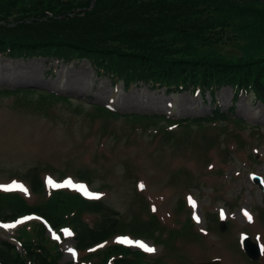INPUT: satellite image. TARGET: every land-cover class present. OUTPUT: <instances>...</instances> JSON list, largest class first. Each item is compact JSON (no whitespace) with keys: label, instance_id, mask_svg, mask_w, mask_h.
I'll return each instance as SVG.
<instances>
[{"label":"rangeland","instance_id":"374dc122","mask_svg":"<svg viewBox=\"0 0 264 264\" xmlns=\"http://www.w3.org/2000/svg\"><path fill=\"white\" fill-rule=\"evenodd\" d=\"M229 28L201 51L215 49L234 60L264 54L263 37L256 47L253 35L232 37ZM0 90V186L18 183L28 190L0 187V195L43 206L65 235L58 264L77 258L75 239L66 235L76 208L85 209L80 218L90 225L98 217L114 225L113 238L98 250L131 240L154 247L157 251L146 256L157 264H264V102L252 94L234 100L231 87L215 97L145 83L127 88L99 77L86 61L3 56ZM216 109L230 121L202 120ZM36 174L42 184L34 190ZM49 179L67 186H51ZM82 201L99 202L101 213L89 214L88 206L79 207ZM11 211L0 196V242L17 238L23 225L43 222L33 215L12 223L5 218ZM154 215L168 230H177L173 246ZM11 224L16 226L4 227ZM46 235L58 243L56 231ZM243 235L262 247L258 261L243 252ZM163 242H170V254Z\"/></svg>","mask_w":264,"mask_h":264},{"label":"trees","instance_id":"16d2710c","mask_svg":"<svg viewBox=\"0 0 264 264\" xmlns=\"http://www.w3.org/2000/svg\"><path fill=\"white\" fill-rule=\"evenodd\" d=\"M226 27H231L228 33L232 37L239 32L253 35L258 47V38H264V0H0L3 56L85 60L101 76L127 86L146 83L168 91L193 88L214 95L231 87L236 99L252 94L264 102V54L234 60L213 52L215 49L201 51ZM214 115L206 120L223 122L231 118L220 111ZM35 176L34 190L42 184ZM0 196L13 210L6 219L37 213L58 228L41 211L43 206L31 205L18 196L11 199V194ZM98 204L82 201L79 207L88 206V213L98 216ZM84 210L76 208L70 220L79 262L67 264H157L121 243L98 250L113 238L114 225L103 217L90 225L80 218ZM155 220L160 232H167L154 216ZM46 233L44 225L28 224L18 230L20 248L11 239L2 240L0 264H58L63 250L57 249L61 245L51 242ZM163 243L166 249L171 247L170 242ZM48 245L52 247L48 249Z\"/></svg>","mask_w":264,"mask_h":264},{"label":"snow or ice","instance_id":"6c2138e0","mask_svg":"<svg viewBox=\"0 0 264 264\" xmlns=\"http://www.w3.org/2000/svg\"><path fill=\"white\" fill-rule=\"evenodd\" d=\"M48 183L51 185V186H54V187H64V186H67V185H55L53 184V182L51 181V179H49ZM71 182H69L70 184ZM0 187H3V189L5 191H11V190H15V189H18L20 191H24V192H27V188L23 185V184H18V183H13L12 185H8V186H0ZM78 187L79 189H82L84 191H87L86 189H84V186L83 185H79V186H76ZM141 188H143V185L140 186ZM93 198H99V195H95ZM191 199V198H190ZM194 203V202H193ZM245 215L247 216V218L249 220L252 219V217L250 215H248L247 213H245ZM198 219V218H197ZM16 225L15 224H11V225H4V227L6 228H13L15 227ZM66 235L68 236H71L72 233L69 231V232H66ZM57 239H59V237H56ZM121 243H129V244H134L136 247L138 248H141L143 249L145 252H148V253H155L157 250L154 248V247H150L148 246L147 244H145L144 242H140V241H131V240H121L120 241ZM70 251H72L70 249Z\"/></svg>","mask_w":264,"mask_h":264},{"label":"water","instance_id":"95a60500","mask_svg":"<svg viewBox=\"0 0 264 264\" xmlns=\"http://www.w3.org/2000/svg\"><path fill=\"white\" fill-rule=\"evenodd\" d=\"M246 253L250 256L252 260H258L261 255V250L257 244L251 242L249 238H245L242 242ZM209 264H218V262H212Z\"/></svg>","mask_w":264,"mask_h":264}]
</instances>
